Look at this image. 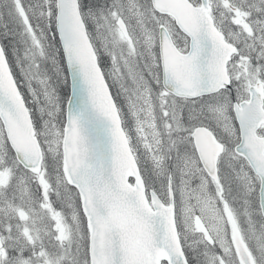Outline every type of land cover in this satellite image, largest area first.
Returning a JSON list of instances; mask_svg holds the SVG:
<instances>
[{
  "label": "rangeland",
  "instance_id": "374dc122",
  "mask_svg": "<svg viewBox=\"0 0 264 264\" xmlns=\"http://www.w3.org/2000/svg\"><path fill=\"white\" fill-rule=\"evenodd\" d=\"M107 1L113 2L111 13L98 11L97 16L86 7L84 16L89 35L119 102L131 145L145 175L151 185L157 187L163 200L166 199V186L163 178H159V171L171 165L178 223L191 257L196 259V264H203L207 259L208 264H241L235 247L237 239L245 246L253 264H264V223L253 201L258 182L248 167L233 151L227 150L219 162L222 182L214 184L207 180L194 152L184 142L165 143L162 148L168 134L152 124L155 117L162 116L159 113L165 112L167 127L186 132L204 123L230 145L236 140L237 128L228 95L208 96L191 102L161 93L164 110H156L149 99L152 100L156 93L154 84L160 83L155 51V25L159 18L149 9L147 0ZM229 1L230 6L221 0H212L213 18L230 42L241 44L239 55L231 65V73L238 82L236 96L241 99L240 91L258 78L264 80V0ZM27 2L32 3L28 6L33 5L34 10H27ZM37 5L39 17L35 11ZM43 5V0L16 2L19 20L26 25L24 39L28 36L31 45L27 41L28 51L21 56L19 51L12 50L11 57L13 54V69L21 89L39 119V140L46 151L49 168L33 177L10 166L5 160L8 151L0 124L3 264H63L61 259L69 257L81 243L76 193L61 182L55 167L61 162L63 104L56 83L62 80L57 72L59 55L49 37ZM13 16L15 20L18 17L16 12ZM163 21L180 48L185 49V38L171 29L167 18ZM43 63L47 64L46 68L42 67ZM153 131L158 134L151 135ZM227 192L231 193V202L224 197ZM195 213L209 225L212 245L206 244L191 229ZM24 250L28 251L27 258L19 255ZM77 258L76 264H87L84 247L78 250Z\"/></svg>",
  "mask_w": 264,
  "mask_h": 264
},
{
  "label": "water",
  "instance_id": "95a60500",
  "mask_svg": "<svg viewBox=\"0 0 264 264\" xmlns=\"http://www.w3.org/2000/svg\"><path fill=\"white\" fill-rule=\"evenodd\" d=\"M170 15L189 38L182 54L165 26L158 29L163 87L176 96L194 98L230 86L227 62L236 48L224 40L208 12L209 0H151ZM56 30L70 81L62 142V167L80 195L89 230L90 264H187L177 236L173 199L164 205L154 192L150 203L121 128L107 84L81 19L77 0H56ZM249 100L234 104L241 141L235 151L260 177L259 201L264 218V142L256 130L264 123L260 84ZM0 119L19 163L38 173L42 153L30 117L13 81L0 45ZM199 159L217 177L222 145L205 127L193 132ZM134 178V184L128 178ZM197 228H201L198 221ZM1 246V242H0ZM244 264H250L240 248Z\"/></svg>",
  "mask_w": 264,
  "mask_h": 264
},
{
  "label": "trees",
  "instance_id": "16d2710c",
  "mask_svg": "<svg viewBox=\"0 0 264 264\" xmlns=\"http://www.w3.org/2000/svg\"><path fill=\"white\" fill-rule=\"evenodd\" d=\"M16 1L18 2L19 0H4V1L0 0V28L3 27V30H4L3 31L4 34L1 35V38H2L1 40H2L4 48L6 49L5 51L7 53V56L9 57V61L11 65H12L11 53H13L12 50L14 52L15 50H17L20 52V54H23L22 52L28 44L27 39H24V34L22 32L23 26L21 25L20 22H18L17 19H16L17 20V23H16L15 17L13 16L14 12H17L15 8V3H14ZM43 1H44L43 6H44V18H45L44 20L47 23V28L49 30V37L55 43V46H56V49L59 55V61L57 62L58 64L57 72L59 74L58 75L59 79L61 77L62 82L56 83V85L58 87V90L60 91V95L64 102L68 96V85H67L68 81H67L63 57H62L60 46H59L58 37L55 32V25H54L55 4H54V0H43ZM94 1H96L97 4H92V2ZM20 2L23 3V0H20ZM28 3H31V2H27V10H31V11L34 10L33 5L32 7H30L28 6ZM79 3H80L81 10H83L85 7H88V6H93L97 8V10L101 9L99 8L100 4L98 0H79ZM35 11L36 13L39 12V5H37V9ZM95 13L97 14V11H95ZM38 17H39V13H38ZM12 57H14L13 54H12ZM100 65L103 66L101 62H100ZM46 66L47 64L43 63L42 67L46 68ZM24 98L30 110V113L33 117L34 124L36 125V128H39V123H37L38 117L35 115L34 107L32 106V103L29 99H27L25 96ZM11 160L13 161V163H15V165H17L13 157L11 158ZM146 184L148 185L147 181H146ZM148 186H150V184Z\"/></svg>",
  "mask_w": 264,
  "mask_h": 264
},
{
  "label": "flooded vegetation",
  "instance_id": "af4514ba",
  "mask_svg": "<svg viewBox=\"0 0 264 264\" xmlns=\"http://www.w3.org/2000/svg\"><path fill=\"white\" fill-rule=\"evenodd\" d=\"M222 1H224V3H225V4H227V5H229V4H230L228 0H222ZM232 63H233V61H232V62L230 63V65H229V66H230V68H231V65H232Z\"/></svg>",
  "mask_w": 264,
  "mask_h": 264
}]
</instances>
